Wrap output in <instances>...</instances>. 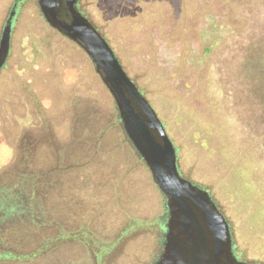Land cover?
<instances>
[{
  "label": "flooded vegetation",
  "instance_id": "flooded-vegetation-1",
  "mask_svg": "<svg viewBox=\"0 0 264 264\" xmlns=\"http://www.w3.org/2000/svg\"><path fill=\"white\" fill-rule=\"evenodd\" d=\"M28 1L39 10L37 0H0V45L3 39L7 44L0 82L9 69L12 29ZM76 6L90 20L82 0ZM41 19L52 62L51 75L42 79L54 97L52 110L40 107L31 81L12 91L0 85V133L13 150V159L0 166V249L11 254L4 252L0 264H153L164 242L165 196L86 52ZM70 45L84 55L75 51L71 58ZM75 57L88 64L91 76L80 87L63 85L62 70ZM139 166L144 179L137 190L132 175ZM59 234V242L43 245ZM232 242L237 256L233 236Z\"/></svg>",
  "mask_w": 264,
  "mask_h": 264
},
{
  "label": "rangeland",
  "instance_id": "rangeland-1",
  "mask_svg": "<svg viewBox=\"0 0 264 264\" xmlns=\"http://www.w3.org/2000/svg\"><path fill=\"white\" fill-rule=\"evenodd\" d=\"M224 3L82 0L87 16L163 122L176 148L180 174L208 190L225 215L237 257L264 263V137L249 129L241 102L226 91L227 65L238 55L233 31L225 24ZM29 4L12 29L9 69L0 85L12 91L22 80L31 81L40 107L51 111L54 97L42 79L52 73L49 46L38 9ZM58 43L65 45L61 39ZM68 51L73 58V52L82 50L70 45ZM87 65L75 57L59 80L80 87L91 76ZM12 156L0 133V166ZM143 174L139 166L132 175L137 190L143 186Z\"/></svg>",
  "mask_w": 264,
  "mask_h": 264
},
{
  "label": "water",
  "instance_id": "water-1",
  "mask_svg": "<svg viewBox=\"0 0 264 264\" xmlns=\"http://www.w3.org/2000/svg\"><path fill=\"white\" fill-rule=\"evenodd\" d=\"M46 22L75 41L114 98L124 131L165 196L162 250L153 264H264L239 259L230 225L208 190L180 174L175 146L155 109L123 69L112 48L78 10V0H37ZM7 53L0 45V65Z\"/></svg>",
  "mask_w": 264,
  "mask_h": 264
},
{
  "label": "trees",
  "instance_id": "trees-1",
  "mask_svg": "<svg viewBox=\"0 0 264 264\" xmlns=\"http://www.w3.org/2000/svg\"><path fill=\"white\" fill-rule=\"evenodd\" d=\"M223 2L225 24L233 31L230 35L234 41L232 46L238 55L236 61L227 65L226 91L234 92L236 100L232 98L233 101L241 102L249 129L264 137V0ZM234 2H237V9H232ZM38 12L42 16L40 10ZM96 29L99 31L98 27ZM258 146L263 148L260 142ZM14 204L17 203L12 202V206L8 208L12 209ZM60 239L61 234L55 238L50 237V241H45L43 245H52ZM4 252H7L5 256H11L9 249H0V257L4 256Z\"/></svg>",
  "mask_w": 264,
  "mask_h": 264
}]
</instances>
